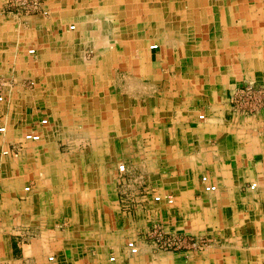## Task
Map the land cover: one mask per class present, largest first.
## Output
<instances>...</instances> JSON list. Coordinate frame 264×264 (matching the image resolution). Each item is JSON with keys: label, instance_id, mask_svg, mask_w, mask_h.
<instances>
[{"label": "crops", "instance_id": "1", "mask_svg": "<svg viewBox=\"0 0 264 264\" xmlns=\"http://www.w3.org/2000/svg\"><path fill=\"white\" fill-rule=\"evenodd\" d=\"M6 2L0 264H264V109L231 102L264 82V0ZM157 221L212 243L158 250Z\"/></svg>", "mask_w": 264, "mask_h": 264}, {"label": "built area", "instance_id": "2", "mask_svg": "<svg viewBox=\"0 0 264 264\" xmlns=\"http://www.w3.org/2000/svg\"><path fill=\"white\" fill-rule=\"evenodd\" d=\"M75 26L72 25L71 28ZM152 48H156L157 45H152ZM34 49H30V53H34ZM260 94L262 99L257 100V95ZM3 101V96L0 94V102ZM234 106L244 109L247 112H254L264 108V88H255L253 86H247L238 91V96L231 100ZM201 118L204 116L201 115ZM48 119H42L41 124H47ZM6 126L0 125V132H5ZM24 139L27 141H39L41 139V134L38 131H29L25 133ZM9 151H4L7 154ZM119 170L123 172L125 170V165L121 164L119 166ZM202 182L204 183V189L206 191H216L217 186L212 184L209 180L207 175L202 177ZM256 184L254 183L252 187ZM156 202L166 201L168 204L174 203V197L172 195L162 196V195H155L153 198ZM152 229V236L154 238V242L159 249L162 251H177L183 250L188 246V241L190 240L189 237L171 233L165 231V229L158 224L153 225ZM128 248L131 253L136 254L138 252V246L135 241H131L128 243ZM111 260H115V257L112 256Z\"/></svg>", "mask_w": 264, "mask_h": 264}, {"label": "rangeland", "instance_id": "3", "mask_svg": "<svg viewBox=\"0 0 264 264\" xmlns=\"http://www.w3.org/2000/svg\"><path fill=\"white\" fill-rule=\"evenodd\" d=\"M43 4H44V0H7L6 2V10L9 12H14V14H18L20 12H23V13H28V14H33V13H36V12H39L43 9ZM74 25V24H73ZM72 26V25H71ZM75 26V25H74ZM253 86L255 88H264V82L262 83H255V82H250V83H246L240 87H238L234 93V95L231 97V100L234 99L235 97L238 96V91L244 87H247V86ZM4 99V97H3ZM261 100L262 99V96L260 94L257 95V100ZM232 102V101H231ZM233 104V103H232ZM234 106V104H233ZM235 109L239 112H242V113H247V114H254V113H257L263 109H260L258 111H254V112H247L245 111L244 109L242 108H239L237 106H234ZM2 134V133H0ZM20 149H21V146L20 145H12L10 148L7 149L4 148L3 151H1V154L4 153V151H9L7 154H10V155H18V153L20 152ZM5 154V153H4ZM121 165V164H120ZM124 172V171H123ZM120 171V173H123ZM123 176V175H122ZM205 176V175H203ZM202 176V177H203ZM208 176V175H207ZM202 180V178H201ZM254 184V183H253ZM252 186V185H251ZM218 189V188H217ZM217 191V190H216ZM160 195V194H158ZM159 204V203H157ZM160 205V204H159ZM158 205V206H159ZM127 212H131L134 210V208L132 206H130L129 204H127V201L125 202V208H124ZM155 224H158V225H161L165 231H168V232H171V233H175V234H179V235H183V236H186V237H189V241H188V246L183 249V250H177V251H187V250H190V251H196V250H206L212 243V231H201V232H198L196 230H192V229H189V230H183L181 228H174V229H168L165 227V225L162 223V222H153L152 225L145 231V238L146 240L156 248L158 250H161L157 247V245L155 244L154 242V238L151 234L152 232V227L153 225ZM133 240H127V248H128V243L131 242ZM138 246V245H137ZM129 249V248H128ZM131 253V252H130ZM133 254V253H131ZM134 255V254H133Z\"/></svg>", "mask_w": 264, "mask_h": 264}]
</instances>
